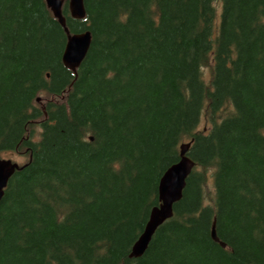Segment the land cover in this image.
Returning a JSON list of instances; mask_svg holds the SVG:
<instances>
[{
    "label": "trees",
    "instance_id": "16d2710c",
    "mask_svg": "<svg viewBox=\"0 0 264 264\" xmlns=\"http://www.w3.org/2000/svg\"><path fill=\"white\" fill-rule=\"evenodd\" d=\"M84 6L61 7L91 33L73 72L45 0H0V158L26 157L0 202V264H264V0ZM184 142L182 198L129 257Z\"/></svg>",
    "mask_w": 264,
    "mask_h": 264
},
{
    "label": "water",
    "instance_id": "95a60500",
    "mask_svg": "<svg viewBox=\"0 0 264 264\" xmlns=\"http://www.w3.org/2000/svg\"><path fill=\"white\" fill-rule=\"evenodd\" d=\"M45 2L66 34L67 40L61 56L62 63L67 69L75 72L88 52L91 33L89 30L78 33L69 31L61 12L63 0H45ZM68 10L72 18L83 19L86 14L84 0H68ZM36 101H40V97ZM189 147L190 142L180 144L178 161L170 165L161 175L157 187L159 204L151 208L142 232L131 247L129 257L142 256L157 228L173 216L174 205L181 200L186 179L195 166L194 161L187 155ZM18 167V163L11 159L0 158V202L10 177ZM211 237L221 247H225L216 234L215 222L211 227Z\"/></svg>",
    "mask_w": 264,
    "mask_h": 264
},
{
    "label": "rangeland",
    "instance_id": "374dc122",
    "mask_svg": "<svg viewBox=\"0 0 264 264\" xmlns=\"http://www.w3.org/2000/svg\"><path fill=\"white\" fill-rule=\"evenodd\" d=\"M219 5V4H218ZM219 13H220V9L219 7L217 8V18H218V21H219ZM203 73H204V77L205 79H207L209 77V69L208 68H204L203 69ZM38 98V97H37ZM41 98V97H40ZM38 102V101H37ZM203 126V121L201 120L199 125H198V128H201ZM3 157L4 158H9L11 159L12 161L16 162V163H22L25 161L26 157L23 156V155H19V154H16V153H11V152H7V153H4L3 154ZM208 189L211 190L212 189V186L210 183H208Z\"/></svg>",
    "mask_w": 264,
    "mask_h": 264
},
{
    "label": "bare ground",
    "instance_id": "6f19581e",
    "mask_svg": "<svg viewBox=\"0 0 264 264\" xmlns=\"http://www.w3.org/2000/svg\"><path fill=\"white\" fill-rule=\"evenodd\" d=\"M52 12V11H51ZM17 170V169H16Z\"/></svg>",
    "mask_w": 264,
    "mask_h": 264
}]
</instances>
